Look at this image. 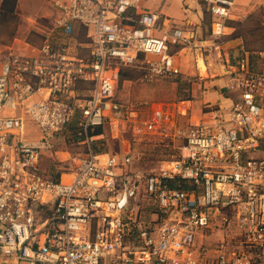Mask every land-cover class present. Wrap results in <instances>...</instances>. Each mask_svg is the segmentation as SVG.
<instances>
[{"label":"built area","instance_id":"1","mask_svg":"<svg viewBox=\"0 0 264 264\" xmlns=\"http://www.w3.org/2000/svg\"><path fill=\"white\" fill-rule=\"evenodd\" d=\"M204 1L220 39L238 0ZM143 2L50 0L41 45L0 52V264H264V52L238 56L230 105L208 106L205 121L126 105L116 96L123 67L173 78V46L198 47ZM106 126L180 141L179 158L130 172V153L94 152L104 134L90 133ZM67 141L82 151L57 180L42 160ZM147 207L163 220H147Z\"/></svg>","mask_w":264,"mask_h":264},{"label":"rangeland","instance_id":"2","mask_svg":"<svg viewBox=\"0 0 264 264\" xmlns=\"http://www.w3.org/2000/svg\"><path fill=\"white\" fill-rule=\"evenodd\" d=\"M24 2H28V7L26 9L20 8L15 16L5 15L0 8V52L7 51L8 47H15L18 50L27 48L31 50V47L40 46L46 31L44 28H46L49 20L55 16L54 12L51 16L39 18L34 14L42 11L40 0H24ZM207 8L208 4L205 8L204 20L205 23L210 24L211 14ZM253 14L257 17L254 19L249 18ZM258 24L264 25V0H240V2L238 0L231 18L227 20L224 37L214 39L209 32L210 30H208L203 39L205 42L204 49L201 51L193 49L192 52L190 50L183 51V57H181L182 55H176L177 60L179 58L183 61L181 75L173 78L143 80L145 70L141 65L138 67H123L121 69L122 73L128 72L129 76L125 80L120 77L116 90L117 98L126 105L134 104L138 108L149 112L156 105L163 107L172 115L179 106L182 109V106L185 105L187 109L189 106L188 101L195 99L190 89L191 84L198 82L202 77L207 78L201 76L198 71V59L202 58L206 63L209 76L210 74L218 76L220 71L226 73L225 69H229L231 65L237 62L238 56L242 53L241 48H245L251 54L252 52H264V30L256 35H249V30L257 27ZM241 36H245L246 40ZM77 37H79L78 42L84 41L82 33H78ZM26 44H29L30 47ZM179 48L180 46H173V52L177 54ZM155 58L154 56L148 57V59ZM256 58L254 57V59ZM204 91V88L199 91V97ZM87 94L88 92L81 91V95ZM206 109L209 110L208 107ZM103 134L104 138L95 139V141H101L99 143L100 151L119 156L130 153L133 157V163L127 168L130 172L150 173L162 166H168L167 163L179 158L180 141L169 143L168 140L154 139L155 136H145L142 139L135 138L129 127L117 136L106 126L103 127ZM63 150L64 153L47 156L42 160V169L48 175L56 174V172H50L53 167L61 173L69 172L77 161L75 158H79L78 154L81 153L82 148L72 144V141H67L63 146ZM64 178H67V176ZM139 199L145 198L140 197ZM144 216L151 223H160L164 218L154 207H147Z\"/></svg>","mask_w":264,"mask_h":264},{"label":"crops","instance_id":"3","mask_svg":"<svg viewBox=\"0 0 264 264\" xmlns=\"http://www.w3.org/2000/svg\"><path fill=\"white\" fill-rule=\"evenodd\" d=\"M0 1L2 3V0ZM49 3L50 0H40V8L42 11L41 13L36 12L34 15L39 18L51 16L54 11L52 5L50 6L51 3ZM206 5L207 3L204 0H144L142 7L143 11L157 13L161 17V20H165L164 31H169L171 28H180L184 30L187 36H192L194 38L195 43L198 46L197 48L178 45L180 48L177 50V55L181 56L183 51L190 50L192 52L193 49L201 51L205 48V42L203 40L204 35L208 30H210L209 32L211 33V23H205L204 20ZM22 7L26 9V7H28V2L17 0L15 11L18 13L19 9H22ZM181 57H183V55ZM178 62L180 66L183 63L179 58ZM208 70L209 69H207V72L204 75L198 68L200 75L206 76L207 78L202 77L198 82L191 84L190 89L195 99L188 101L189 106L187 109L185 105L182 106V109L179 106V108L173 113V117L177 118L182 125L197 123L210 118L212 114L206 109L208 106L219 105L222 107H228L230 105L229 97L231 93L228 90V86L231 85L232 82L231 77L228 74L229 70L225 69L226 73L220 71V75L218 76L214 74H210L209 76ZM202 88H204L205 91L199 97V91ZM207 240H210V237Z\"/></svg>","mask_w":264,"mask_h":264},{"label":"trees","instance_id":"4","mask_svg":"<svg viewBox=\"0 0 264 264\" xmlns=\"http://www.w3.org/2000/svg\"><path fill=\"white\" fill-rule=\"evenodd\" d=\"M16 5H17V0H2V3H1V9H2V11H3V13L5 14V15H7V16H15V13H16V11H15V9H16ZM257 16L255 15V14H253V15H251L249 18H252V19H254V18H256ZM264 30V25H257V27H255V28H253V29H250L249 30V35H256L257 33H259V32H261V31H263ZM243 39H245L246 40V38H245V36H241ZM242 49V53H245V52H247V53H249V55H250V57L252 58V60H254V57H257V53L258 52H252V54H251V52L250 51H248V50H246L245 48H241ZM254 56V57H253ZM123 76V77H122ZM129 76V74H128V72H123L122 73V71H121V74H120V77L122 78V80H125V79H128V78H126V77H128ZM77 123H78V115H76L75 116V118L73 119V121L70 123V125H69V131L71 132V133H73V131H75L76 129H77ZM103 133V128L102 127H98V128H96L94 131H92L91 133H90V135L91 136H94V135H100V134H102ZM74 138V140H73V142H75V143H77L78 142V139H77V137L76 136H74L73 137ZM101 141H94L93 143H92V146H93V150H94V152L96 153V154H101V153H103V152H101L100 151V149H99V143H100ZM75 145H77V144H75ZM51 173H55L56 172V174H54V175H50V176H53L55 179H59V176H60V171H57L54 167L51 169V171H50ZM181 188H183V189H187V190H190L191 189V187L190 186H188V185H186V184H181Z\"/></svg>","mask_w":264,"mask_h":264},{"label":"bare ground","instance_id":"5","mask_svg":"<svg viewBox=\"0 0 264 264\" xmlns=\"http://www.w3.org/2000/svg\"><path fill=\"white\" fill-rule=\"evenodd\" d=\"M198 68H199V70L201 71L202 74H204V75L206 74L208 68H207L204 60L201 59V58L198 59ZM225 72H226V70H225Z\"/></svg>","mask_w":264,"mask_h":264}]
</instances>
